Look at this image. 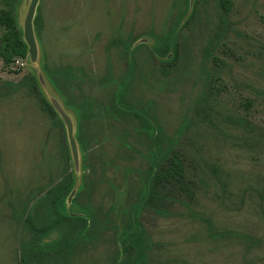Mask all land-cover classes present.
I'll return each mask as SVG.
<instances>
[{
  "label": "rangeland",
  "instance_id": "rangeland-1",
  "mask_svg": "<svg viewBox=\"0 0 264 264\" xmlns=\"http://www.w3.org/2000/svg\"><path fill=\"white\" fill-rule=\"evenodd\" d=\"M31 1L24 0L18 12L23 29ZM230 2V12L221 17L218 0H200L179 26L176 61L161 65L147 48L154 43L150 34H171L183 0L39 1L36 61L28 54L17 70L0 59V264H20L15 206L48 186L62 168H75L77 186L91 188L83 204L103 218L121 204L128 218L152 165L148 121L141 115L177 139L174 150L198 190L192 205L175 204L169 216L140 210L155 244L150 264H264V247L211 239L205 223L264 239V1ZM139 44L147 47L133 53L132 70L127 48ZM108 61L113 72L107 77ZM66 67L79 75L71 89L77 101L88 97L96 103L86 126L46 73ZM120 88L133 112L119 115L110 108L111 93ZM65 117L73 126L75 154ZM239 118L250 125H240ZM80 126L88 136L84 150L76 139ZM108 226L100 224L97 241L75 264H112Z\"/></svg>",
  "mask_w": 264,
  "mask_h": 264
},
{
  "label": "trees",
  "instance_id": "trees-1",
  "mask_svg": "<svg viewBox=\"0 0 264 264\" xmlns=\"http://www.w3.org/2000/svg\"><path fill=\"white\" fill-rule=\"evenodd\" d=\"M199 1L183 0L184 10L179 15L178 24L170 35L150 34L154 40L152 46L139 44L127 48L131 58L130 68L133 70L135 66L132 61L133 53L140 46L147 47L150 54L161 65L174 63L178 56L179 26L193 7L194 13ZM1 2L4 8L0 9V28L3 29L0 39V59L5 66H10L16 59H24L29 54L18 14L24 0H1ZM218 9L221 17L227 16L231 10L230 0H218ZM112 72V63L108 61L107 77ZM46 73L53 88L64 97L65 106L73 110L80 123L88 125L96 115V103L88 97L77 101L76 95L71 91L74 84L79 81V75L75 70L71 67L54 70L47 68ZM31 83V79H28L26 85L31 86ZM22 85L25 86V83ZM111 95L110 108L115 113L124 115L130 111L133 112L131 106L125 103L126 97L122 88L113 90ZM42 101L48 107L51 116L60 121L54 107L46 99L43 98ZM135 113L140 116L138 112ZM141 116L146 122L148 121L144 127L153 147L150 153L152 165L145 173L147 185H145L144 193L128 218L124 217L125 208L121 204L109 210L104 218L98 214L97 210L92 209L91 204H83L82 196H86L90 201L91 188L84 182L81 187L77 186V171L73 163V171L62 168V171L58 172L60 181H57V177L48 186L35 190L28 200L19 201L15 206V218L22 231L20 264H75L78 257L97 241L100 236L98 228L103 221L105 225H109L108 228L112 232L115 250L112 264H150L155 244L140 222V210L147 207L161 216H169L175 204L192 205L198 190L196 183L188 177L183 157L174 150L177 139H170L163 135L159 127L156 129L151 126L149 119L144 115ZM238 122L243 126L250 125L245 119L239 118ZM76 139L84 147L83 150L86 149L88 136L82 126L78 129ZM205 223L211 239H237L250 248L264 247L263 238L219 230L211 221Z\"/></svg>",
  "mask_w": 264,
  "mask_h": 264
},
{
  "label": "water",
  "instance_id": "water-1",
  "mask_svg": "<svg viewBox=\"0 0 264 264\" xmlns=\"http://www.w3.org/2000/svg\"><path fill=\"white\" fill-rule=\"evenodd\" d=\"M40 0H32L29 6L28 14L25 20L24 24V39L26 44L29 47V55L31 57L32 61H36L37 59V53H38V48H37V42L35 38V32H34V18H35V13L38 7ZM64 121L68 127V133H69V139L71 142V147L73 150V153H76L75 149V138L73 135V126L72 123L70 122L69 119L66 117L64 118ZM75 192L70 197V200L73 198V195Z\"/></svg>",
  "mask_w": 264,
  "mask_h": 264
},
{
  "label": "built area",
  "instance_id": "built-area-1",
  "mask_svg": "<svg viewBox=\"0 0 264 264\" xmlns=\"http://www.w3.org/2000/svg\"><path fill=\"white\" fill-rule=\"evenodd\" d=\"M13 65L18 69H21L22 67L25 66V63L23 62L22 58H18L13 62Z\"/></svg>",
  "mask_w": 264,
  "mask_h": 264
}]
</instances>
